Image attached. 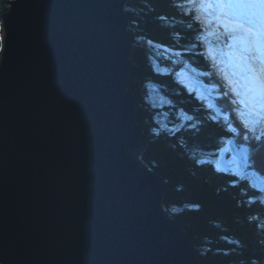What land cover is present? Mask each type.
<instances>
[{"label":"water","instance_id":"obj_1","mask_svg":"<svg viewBox=\"0 0 264 264\" xmlns=\"http://www.w3.org/2000/svg\"><path fill=\"white\" fill-rule=\"evenodd\" d=\"M127 1L0 15V264H200L139 158Z\"/></svg>","mask_w":264,"mask_h":264},{"label":"trees","instance_id":"obj_2","mask_svg":"<svg viewBox=\"0 0 264 264\" xmlns=\"http://www.w3.org/2000/svg\"><path fill=\"white\" fill-rule=\"evenodd\" d=\"M11 1L0 0V15ZM179 2L128 0L125 5L134 43L128 90L147 142L139 158L163 178L164 207L191 239L200 264H264L263 190L251 182L253 177L219 169L209 158L231 142L248 151L250 169L264 179V144L227 134L229 123L242 128L230 115L225 97L217 91L208 97L183 74V66L200 71L203 76L196 78L208 86L216 75L200 55L207 57L202 28L182 16V9L174 6ZM153 87L165 96L164 102L154 98ZM182 113L193 116L192 123H202L198 133L189 129Z\"/></svg>","mask_w":264,"mask_h":264},{"label":"snow or ice","instance_id":"obj_3","mask_svg":"<svg viewBox=\"0 0 264 264\" xmlns=\"http://www.w3.org/2000/svg\"><path fill=\"white\" fill-rule=\"evenodd\" d=\"M184 11H187L193 18L196 24H201V17L197 15V11L205 6L207 7H221V8H247L255 10H264V0H180L179 3L174 5ZM160 19H166L162 16ZM243 27V26H241ZM225 31L229 32L231 29L227 25H224ZM246 32L255 38V47L249 50V55L246 59L247 72L250 76V81L254 85V91L257 93V102L259 99H264V45L261 44V38L264 37V33L258 32L255 29H246ZM200 45H194L193 47H198ZM2 43H0V51H2ZM201 57H204V53H200ZM210 55V54H209ZM227 83L226 90L222 88V94L224 97H235L231 100V104L240 105L244 104L247 106L245 101L240 100L239 93L234 87H232L231 81L228 80L227 76L223 78ZM264 111V108L261 109ZM257 116L261 115L260 111L256 112ZM183 119L188 123V127L192 132H199L202 127V123H192L194 120L193 116L182 113ZM227 119V118H225ZM209 120L213 123H218L215 116H210ZM242 127L244 129L243 139L247 141L249 139V134L252 138L257 141L264 140V132H260L257 135V126L259 125V120L255 122L254 125L250 126L249 123L241 121ZM227 134L234 135L238 134V129L233 127L230 123L226 125ZM183 129H177L176 131H182ZM198 163H206L205 161H198ZM255 163V162H253ZM219 170V169H217Z\"/></svg>","mask_w":264,"mask_h":264},{"label":"rangeland","instance_id":"obj_4","mask_svg":"<svg viewBox=\"0 0 264 264\" xmlns=\"http://www.w3.org/2000/svg\"><path fill=\"white\" fill-rule=\"evenodd\" d=\"M228 9L231 12L235 11V8H228ZM180 11H182V10H180ZM217 11L218 10H216V12ZM180 13L182 14L183 17L187 18V14L184 11H182ZM204 40L209 41L208 38H205ZM140 42L148 43L147 40H140ZM220 44H222V43H220ZM237 47H238V50L241 51L240 50L241 45L240 46L238 45ZM233 51H234V49H233ZM183 67L185 69L183 74L187 73L190 77V80L194 81L195 84L201 88L202 92H204L208 97L212 96L211 93H213V95H216L213 86H208L200 78H196L197 74L202 75L200 71H197V73H196V72H192V70L188 67H185V66H183ZM236 71L238 72V70H236ZM152 90H153L152 92H154L153 96L155 99H158L160 102L165 101V98H164L165 96L163 94H162L163 95L162 96L159 93V91L156 90L155 87H153ZM246 110H248V107L246 108ZM248 111H250V110H248ZM244 150L247 151L246 149H244ZM244 150L241 151V149H238V147L237 148L234 147V145L231 142H229L227 144V147L224 148V150H222L218 154H215L209 158L211 160H213L215 163V166L220 168V169L221 168L229 169L231 171H234L237 174H240L241 176L245 175V176L250 177V178L253 177V179L251 178V182L254 183L257 187H259L264 192V179H262L261 176L253 174V171L250 169L252 162H251V160L248 162V159H247L250 157V155L245 153Z\"/></svg>","mask_w":264,"mask_h":264},{"label":"bare ground","instance_id":"obj_5","mask_svg":"<svg viewBox=\"0 0 264 264\" xmlns=\"http://www.w3.org/2000/svg\"><path fill=\"white\" fill-rule=\"evenodd\" d=\"M229 12L228 11V14L227 15H221L226 21L228 20V17L230 16L229 15ZM243 17L246 18V21L244 22V25H240V24H237L235 21L233 23H231V25L228 27L229 29H231V31H229L228 33L231 34L233 37H234V45H231V47L234 49V51L236 52L235 55L236 57L239 59V60H243L242 58V53L243 52V49L245 48V44L244 42L242 41L241 37H242V33L246 32V29H247V26L249 25L250 23V20H252V16L251 14H245ZM243 26V27H241ZM259 29V30H258ZM258 30V32H261V33H264V25L263 23H260L259 24V27L256 29V31ZM240 46L241 45V51L238 50V47L237 46ZM245 54V52H244ZM247 55H249V52L247 53ZM248 56L245 57V65L244 67L239 71V75L243 78V74H248L247 72V64H246V59H247ZM209 63V62H208ZM194 72V71H193ZM255 101V100H254ZM256 103V101H255ZM261 112V111H260ZM260 121L264 123V112H261V115H260ZM158 171V170H157ZM194 247V245H193ZM195 248V247H194Z\"/></svg>","mask_w":264,"mask_h":264}]
</instances>
